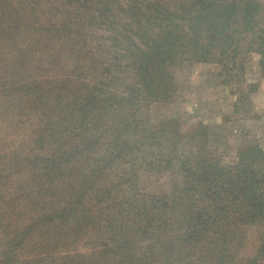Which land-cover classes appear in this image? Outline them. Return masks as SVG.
<instances>
[{
    "label": "trees",
    "instance_id": "obj_1",
    "mask_svg": "<svg viewBox=\"0 0 264 264\" xmlns=\"http://www.w3.org/2000/svg\"><path fill=\"white\" fill-rule=\"evenodd\" d=\"M58 1L54 12L61 17L48 21L59 35L92 17L99 28L121 25L122 71L131 83L117 99L124 113L112 136L100 131L97 114L86 119L89 109L113 105L110 94L90 92L64 113L65 105L56 115L51 108L36 115L37 125L19 145L14 168L25 162L20 175L0 176L9 189L0 183V196L29 198L20 205L24 211L9 206L15 219L2 216L6 207H0V264H264V149L239 144L234 159L224 163L210 147L208 125L183 129L157 109L172 102L175 71L184 63L212 65L225 84L226 77L244 75L247 56L257 54L264 74V3L124 0L118 16L110 12L111 0ZM5 14L0 12V28L13 20ZM69 46L61 56H71ZM237 100L236 113L244 108L242 92ZM77 159L86 165L76 167ZM123 162L124 182L114 191L122 196L124 189V198L108 185L96 192L97 177ZM70 171L67 179L61 176ZM249 228L259 232L254 253L245 256ZM92 231L101 243L84 254L79 240Z\"/></svg>",
    "mask_w": 264,
    "mask_h": 264
},
{
    "label": "rangeland",
    "instance_id": "obj_2",
    "mask_svg": "<svg viewBox=\"0 0 264 264\" xmlns=\"http://www.w3.org/2000/svg\"><path fill=\"white\" fill-rule=\"evenodd\" d=\"M260 1L264 3V0ZM91 2L97 4L98 0ZM123 2L111 0L110 12L121 16ZM57 7L60 8L58 0L0 2V12L13 19L1 23L0 28L4 31L0 32V161H3L0 163V176L3 178L4 174L6 177L16 173L20 175L25 162H21L19 169L14 168L19 160V145L27 142V135L37 125L36 115L42 111L51 108L52 114L56 115L55 109L65 105L60 111L64 113L68 105L75 106L79 100L86 99L84 97L90 92L94 97L99 93L107 96L110 94L116 100L107 111L91 108L86 114V119L97 114L100 118V131L109 136L113 135L111 131L119 115L124 113V107L117 103V99L124 96V90L131 81L126 72L122 71L124 59L121 56L124 50L122 37L117 32V27L121 25H111L110 29L99 28L92 17V20L71 25L75 32L69 30L59 35L48 21L49 18L58 21L61 17V13L54 12ZM64 42L68 44L62 46ZM69 45L74 47L71 56L65 58L61 54ZM244 63V75L234 76L233 80L226 77L225 84L212 65L184 63L175 71L178 90L172 102L157 106L163 115L178 119L183 129L198 123L208 125L211 132L210 147L224 163L234 159V147L239 144L252 142L264 149V74L259 73L257 54L248 55ZM249 89L255 90L249 93ZM240 92L245 96L242 102L244 108L236 113L234 107H239L237 97ZM246 109L250 110L247 114L243 112ZM106 118L108 123L105 122ZM16 150L18 153H15ZM21 154L31 155L30 152ZM89 162L93 163L92 160ZM73 164L83 167L86 161L77 159ZM112 169L97 177L94 189L99 192L108 185L112 187L113 195L124 198V189L122 196L114 191L118 184L124 182V162ZM74 172L60 173L67 179ZM166 180L170 183L177 181L169 176ZM6 189L8 193L7 185ZM28 199L17 195L0 196V207H6L1 215L14 218L8 210L9 206L24 211L20 205L26 204ZM14 200L21 202L10 203ZM87 202L84 200V203ZM33 205V199L30 198L27 210L31 211ZM258 230H247L243 252L245 256L254 253ZM93 233L96 232L81 235V238H85L78 241V249L85 251L84 254L96 252L101 243V240H94ZM25 253L26 250L21 248L18 255L23 256Z\"/></svg>",
    "mask_w": 264,
    "mask_h": 264
}]
</instances>
